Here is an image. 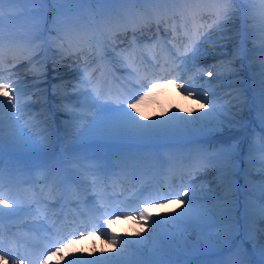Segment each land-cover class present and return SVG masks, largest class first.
I'll return each mask as SVG.
<instances>
[{
	"label": "bare ground",
	"instance_id": "6f19581e",
	"mask_svg": "<svg viewBox=\"0 0 264 264\" xmlns=\"http://www.w3.org/2000/svg\"><path fill=\"white\" fill-rule=\"evenodd\" d=\"M234 1L235 0H200L198 3H191L185 0H143L140 8H136L135 4L133 5L132 2L118 3L117 8L120 14H122L121 18L128 17L133 23L138 22L140 25H147L149 26L147 30L151 32H155L154 26L160 28V30L165 27L166 30L170 31V37H174L176 34L183 35L184 26H188L193 30V35L198 34L200 31H205L208 33L207 35H210V39H202L204 45L202 42H198L199 48H201L200 51L205 52V58L201 56V52V59L196 57L199 55V52L198 55H195L194 52H197L198 46L193 43V46L190 47L191 51H189L192 52L191 59L189 60H193V63L190 64L189 62L183 61L180 65V70L185 73L183 80H188L187 85H191L195 89L192 96L187 98L182 97L178 94V92L182 93L180 90L174 87H168L163 91L156 92L152 100L146 99L144 103L138 105L136 109L140 114L136 119L139 120L141 124H150L152 121L167 120L173 112H175L177 116H183L185 121H192V123L186 124L184 122H175L172 124L171 130L167 133L144 138L135 132H128L126 133L127 135L125 133L114 132L113 129L119 122L118 113L115 111H109L108 115L103 116H94V113H91L94 117L92 115L86 116L85 120L89 119L87 123L84 122L79 125L76 124V122L69 121L65 125H62L60 128H62L64 133L61 134L63 139L62 137H58L60 141L64 143V139L68 136H70L71 140L74 142L89 141L93 140V138L98 140H122L126 136L129 137V139L142 143L154 144L161 142L163 144L161 149L163 150L168 147L166 141H175L172 143V146L177 148V150L186 151L184 145H188V147L192 148V152L189 153L182 162L185 170L192 171L194 170V167H192L194 163L199 166V162L195 156H199V154L202 153V149L197 148L201 144V139L223 133H225L223 134L225 137L226 135L232 134L233 130L235 131L243 127L248 120H251V118L259 116L262 119V115H264V107L261 106L258 91L260 79L259 72L262 70L261 66L264 65V2L261 0V5L254 6L245 3L248 7L246 10H243L238 7ZM225 14L228 16L227 21L224 19ZM141 18H149L150 22H143ZM153 21H155V25H152ZM218 23L222 25L226 24L227 35L230 39L222 42L218 40L221 35V31L216 27ZM117 43H120L121 46V39L115 42L116 46ZM103 44L104 42H102V40H97L93 43V48L95 49V52L93 50L95 54V64H92L86 52L79 50L77 52L73 51L74 57L70 59L71 61H69L70 63H68V65H65L75 67L76 65H83L84 62H86V65H90L91 67L89 66L87 68L86 73H91V83L96 89H99L98 87L102 86V71L107 78L110 79V77H114L115 80H120L118 72L109 68L111 63L117 64L116 61H118V59L115 58L116 61H114L113 57L115 54L109 53L107 49L105 50ZM191 44L192 40L189 41L185 47L190 46ZM251 46L253 48H251ZM224 50H228L229 52H222ZM189 52H186V54H189ZM66 54L67 52H63L64 58H68ZM53 55L51 61V65L53 66L52 75L55 78L56 85H58L53 91L61 90L62 93H66V91L70 89H77V83H70V80L75 79L76 76L69 74L67 71V69H69L68 67L64 68V65L61 62L62 57L59 53ZM236 56L241 57L234 65L232 60L235 59ZM32 63H35L36 68L40 71L41 69L43 70L45 66L44 60H35L34 62H31L30 65ZM71 63L74 64L71 65ZM23 65L24 63H19L17 66H12L21 67ZM206 67L210 68L211 71L213 69L211 75L205 73L207 75H197V77H194L193 72L195 69H205ZM68 74L70 76L69 78H67ZM0 77H3V80L8 79V82L11 81L10 76H7L6 78H4V76ZM22 83H28V81L25 80L22 81ZM42 83L40 85L38 84V88H40L39 92H36V90L32 88L33 84L31 83L27 89L11 93L14 101L18 104L19 110L13 109L9 112L10 106L7 105V98L0 95V101H3L5 104L3 110V125H5V127H2L3 146L17 150L27 145L28 140L23 138L24 132L17 131L16 133V131L10 127V124L15 125L17 123L16 119L19 118L21 119L19 124L22 122L25 125V122L30 120L29 118L34 117V115H32L33 111L37 117H40V120L36 121L34 117L33 120H31V123H33L32 125L35 127L39 126V130L44 131L43 139L45 144H50L54 138V144H51V146H56L55 136L53 138L52 136H49L50 131L54 133V130H56V126L54 125V112L58 111L60 113L59 115L65 114L67 117L74 113V105L61 99H48L47 89L49 86ZM35 86H37V84ZM111 88L112 87H109V89ZM186 93L187 92H184L183 94ZM197 93H199V95H197ZM204 93L207 94L205 95ZM78 95L79 93L72 95L68 94V101L71 100L72 102L77 101V98L81 99L80 95ZM58 96L63 95L59 94ZM27 98H30V100H42L43 107L35 108L31 106L33 104L31 102V104H29L30 106H28V103L26 105ZM193 98L196 100H203L204 104L211 102L217 109V112L215 113L216 118L213 117L211 109L203 107L202 103L195 101ZM221 105H223L222 108H220ZM119 106L120 107H113L111 109L124 108L128 112H131L133 116L136 115V113L132 112V109L127 108L126 104H121ZM63 107H65V109ZM221 109L224 111H219ZM7 113L10 117L13 116L12 122H10V119L6 118L5 115ZM205 113H208L207 118L194 120L195 117H202ZM141 117L143 119H141ZM217 118L222 119L225 122L226 126L222 132L217 125ZM102 120H104V124L102 123ZM230 120L232 127L227 126ZM237 122L239 123L237 124ZM55 133H58V131L56 130ZM10 136H14L16 139L10 140ZM211 139L213 141H219L218 138L216 140L214 138ZM91 148L92 145L90 147L84 146L83 148L78 149L72 153V159L74 161H80L81 154L85 153L88 155ZM106 149L109 151L111 150L110 148ZM140 149L139 152L145 150L144 147H141ZM99 152L103 153L104 147L94 144L93 150L90 153L91 162H96L98 159L101 160V156L98 154ZM139 152L129 156L131 153L130 150L115 149L110 151L112 156L115 157V160L120 159L131 165L133 163L138 164L142 159L140 158L138 162L136 160L142 154ZM163 153L169 156L173 151ZM61 155L62 154L58 153L59 160H62ZM31 158L32 157H26V162L28 161L30 164L36 165L40 164L37 157H35V160ZM148 159L146 157L143 164H145L144 166L147 168V172H150L153 168L151 166L153 157L151 156L150 160ZM239 162L242 163L241 160H239ZM155 163L156 160L154 161V164ZM174 164V161L172 163L169 162L166 164V167L169 168L170 165ZM205 164L207 166L210 165L209 162ZM255 166L256 164L250 165V167ZM247 168L248 167H246V169ZM211 170L212 171L207 177H199L198 181L194 183L195 187L193 188H198L199 183L203 182L210 188L211 193L221 192V200L217 201L216 199H218V197H215V195H206L199 191L195 193L192 198L190 209H200L205 207L209 209L213 215V222L210 225L203 226L199 229L194 226L193 230H185V224L181 225L180 222H188L189 220V222L191 221L190 223H194L193 220L187 218L179 221L173 220L174 226L171 225L169 227L160 219L151 218L146 224L150 225V221L157 220L160 221L158 225L152 226L151 224L149 227L143 226V231H141L140 227V230L126 231L122 229L125 233L124 237L128 241H122V237H117V241L120 242L121 246H125L124 251H113V254L110 256L107 251L108 248L105 249L103 243H93L82 253L79 251L73 255L76 251L65 252L64 255L57 257L58 261H61V263L58 264H64L70 258L72 261L77 260L76 264H86V261L102 256L109 258L105 261V264H150L151 261L160 258L161 252L165 253L163 259L172 260L174 264H178L179 258L189 257L193 259L195 257L200 258L201 256L198 264H216L219 256H224L223 260H226L228 264L232 258L238 260L236 264H239V262L242 260L244 261V258L246 257L250 258V262L247 264H264V261H262V258L259 255L258 249L254 250L253 244L247 240L249 249L245 247L243 250L246 251H238V253H236V246L240 244L242 239H245V230H242V223L244 220H247L249 226L254 230L255 226H258V229L255 230L256 235L261 242L264 243V219L259 215L260 210L254 206L256 204H250L247 207L246 214L243 216L244 219H241V216L238 215V220L241 222L240 235L233 239V233L229 228L231 223L227 222V220L231 219L230 215L221 207L223 204L225 186L217 180V166L214 168L212 167ZM237 176H242V174L239 173V170L236 171L234 178ZM235 182L237 183V181ZM249 195L253 198L258 197L257 194ZM179 199H184V197L181 196ZM230 199H233L235 202L239 201V203L242 201L239 197H230ZM258 200L264 201V198L260 195ZM187 207V204L178 207L176 202L171 203L169 206L170 210L176 214ZM157 210L161 211L162 209L158 208ZM235 213L240 212L237 210ZM255 223H257V225ZM245 225L246 223L244 224V227ZM186 227H188L187 223ZM111 237L112 236H110V239ZM198 237H200L199 240ZM204 237H207L215 247H207L203 239ZM226 239L233 240V248L230 249L223 245L222 242ZM50 260L51 259H49V262ZM55 262H52L51 264H54ZM190 263H192V261Z\"/></svg>",
	"mask_w": 264,
	"mask_h": 264
},
{
	"label": "snow or ice",
	"instance_id": "6c2138e0",
	"mask_svg": "<svg viewBox=\"0 0 264 264\" xmlns=\"http://www.w3.org/2000/svg\"><path fill=\"white\" fill-rule=\"evenodd\" d=\"M6 0H0V6H2ZM7 2L12 3L13 0H7ZM53 3H60V4H80V3H91V2H96V3H127V2H132L135 3L137 0H52ZM57 11H61L60 9H57ZM0 19H2V16H0ZM225 21H227L228 16L225 14L224 16ZM216 27L221 31V35L218 38L219 41H226L227 39H230V37L227 35V27L226 24H217ZM205 39H210V35H206L204 37ZM262 70L259 72V91H258V96L260 98V103L261 106L264 107V65L261 66ZM212 73L209 72L208 75H211ZM159 79V78H157ZM0 80H3V77H0ZM174 84L173 79H168L164 83H159V82H150L147 86V90L143 92L142 95L139 96V99H136L134 102L128 103L127 108L132 109V112H135L136 115L133 116L131 112H128L124 108H117V109H111L110 107L105 106L101 110L103 111H115L118 113L119 116V122L118 124L114 127L113 131L114 132H119V133H128V132H135L141 137L148 138V137H153V136H158V135H163L167 133L168 131L171 130L172 124L175 122H184L186 124L192 123V121H185V118L183 116H177L175 112L172 113L170 117H168L167 120L164 121H152L150 124H141L139 120L136 119L137 116H139V112L136 111L137 106L145 100L147 97H150L154 95L158 90L164 89L169 87L170 85ZM174 86L180 90L182 93L187 92L188 97H191L193 94V91L195 89L191 85L187 84H174ZM13 89L10 87V84L7 80H4V82H0V95L4 96L7 98V105L10 106L9 112L11 110L18 109V104L17 102L14 101L13 95H10L12 93ZM205 95L207 93H204ZM83 95L88 97V101H90L89 106L90 107H100L99 104H97V100H99L100 93L97 92L95 99H93L91 96H88L87 93H84ZM199 95V93H197ZM199 102V101H198ZM87 103V101H86ZM205 108L211 109L213 113V117H215V113L217 112V109L215 106L211 103L208 102L203 105ZM5 108V104L3 101H0V125H3L4 122V117H3V110ZM223 112L224 110H219ZM208 113H205L204 116L202 117H195L194 120L196 119H204L207 118ZM141 119H143L141 117ZM239 122H237L238 124ZM262 126H264V115H262L261 119ZM217 125L219 126V130L222 132L224 130L225 122L222 119L217 118ZM228 127H232L231 120L227 124ZM3 128L0 127V145L3 143ZM10 140H15L16 137L10 136ZM239 145L238 144H230L225 147H223L220 150L219 153V162L217 164V180L221 182L225 186V191H224V197H223V204L221 207L223 208L224 211L228 212L231 218V224L229 225L230 230L233 233V239L236 236L240 235V225L237 223L236 217H235V208H236V202L233 199H230V197L233 195V187L235 186L236 182L234 180V176L236 171L239 170L240 168V163H239V151H238ZM3 173V168H2V157H0V175ZM245 184H248L247 179L245 180ZM261 195L264 196V182L261 184L260 188ZM180 196H183L184 199H177L176 203L177 206L179 207L180 205L187 204L188 207L185 209H182L181 212L176 214V217L173 219L177 220H183L185 218L191 219L194 222H196L199 226L203 227L206 225H210L213 222V215L209 209L205 208H200V209H191V203H192V198L194 197V193L190 189H185L184 192L179 193ZM5 204V198L3 197L2 194H0V205ZM151 204L150 202H142L140 204V211H139V217L140 220L142 221H147L151 219V214L148 212V207H150ZM135 211V209H133ZM3 214V210L0 209V215ZM157 216H161V213H157ZM259 215L262 219H264V207H261ZM133 220H135V217H131ZM137 224H139V221H136ZM160 221L157 220H152V226H155L158 224ZM141 231H143V228H141ZM106 234V233H105ZM200 237H198V240ZM204 242L207 247H212L214 248L215 245L212 244V242L207 238L204 237ZM245 240L251 242L253 244V249L257 250L259 252L260 257L262 258V261H264V243L261 242V240L257 237L256 232L253 228L248 226L247 224L245 225ZM73 241L69 240L67 244H64L63 247H68ZM244 241H240V244H243ZM110 243L112 245L117 244V237L113 235L111 237ZM224 246H227L228 248H233V240L232 239H226L223 242ZM240 245H237L236 248L237 250L239 249ZM61 249H57V252H60ZM246 251V250H245ZM165 253L161 252L160 258L151 261L150 264H174L172 260H165L163 259ZM10 259H15V257H9ZM0 259H3L2 256H0ZM47 259V258H46ZM109 258L107 257H99L95 258L93 260L86 261V264H105V261H107ZM187 264V262H185ZM216 264H228L226 260H219L216 262ZM239 264H247V261H240Z\"/></svg>",
	"mask_w": 264,
	"mask_h": 264
},
{
	"label": "rangeland",
	"instance_id": "374dc122",
	"mask_svg": "<svg viewBox=\"0 0 264 264\" xmlns=\"http://www.w3.org/2000/svg\"><path fill=\"white\" fill-rule=\"evenodd\" d=\"M253 2V0H236V3H238V5L243 7V3H248L249 4ZM8 3V5L10 4V6L4 11V13L0 12V16H2V19H0V34L2 35V32H6V35L9 34V37L11 36V34H15V29L16 31H20L21 32V36H23L24 40H30L32 37L33 38H37L38 40L41 37H46V35L49 33H52V29L51 28V22L52 18H55L57 16L61 17L59 18L57 21L64 24L65 22H72L74 20V16L77 15H82L84 12V10H80L82 8H85L84 6H91L92 3H80V4H60V3H54V5L52 6V10H51V20L49 21V24H47V30L46 33L44 32L45 29V25H46V20H47V13H48V4L46 0H13L12 3L6 2L2 5L4 6V9L6 7V4ZM15 4L18 6V8H16ZM41 4V5H40ZM94 4V3H93ZM100 4V3H99ZM104 3H101V5ZM111 5V3H107L106 6L103 8L104 11H107L109 9V6ZM250 5V4H249ZM251 6V5H250ZM87 7V8H88ZM247 5L242 8L244 10H246ZM73 8V9H71ZM57 9H60L61 11H57ZM25 14L24 20L25 21V25L27 26V33H24L23 30L20 29V25L21 23H18L17 20L15 19V16L18 17L19 14L18 12H20ZM72 13V15L66 16L67 14ZM76 14V15H74ZM61 15H65L66 18L64 19V17H62ZM73 16V17H72ZM29 19V21L27 20ZM101 25H103V23H101ZM54 27H56L54 25ZM103 28V27H101ZM6 29V30H5ZM31 34H33L31 36ZM0 35V36H1ZM48 38V37H47ZM43 40V38H42ZM55 41V39H53V42ZM56 43V42H54ZM225 53V50L222 51ZM229 52V51H228ZM227 53V52H226ZM241 56H236V60H232V62H236ZM71 71V70H70ZM21 74V73H20ZM36 74V73H35ZM47 76L45 75L44 70L42 71H38V78L35 81V83H39L41 81L46 80ZM237 81H242V80H237ZM237 111V110H236ZM135 113V112H133ZM240 113V112H239ZM253 120L247 121V123H245V125L237 130H233L232 134L226 135L228 137H224L223 134H216L214 136H211L210 138H222L219 141L223 140L224 138H226V141H230V144H238L239 148V155L243 158V151H245V147L247 146H252L254 145V141L252 139H249L248 141H246V145L243 143L244 142V136L248 134V132H254V131H263L264 132V126H262L261 123V118L259 116L252 118ZM26 130V129H25ZM26 132H29L26 130ZM127 135V134H126ZM127 138V139H126ZM124 141L129 142V141H135L132 139H129V137H124ZM131 143V142H130ZM243 143V146L242 144ZM244 168V167H243Z\"/></svg>",
	"mask_w": 264,
	"mask_h": 264
}]
</instances>
